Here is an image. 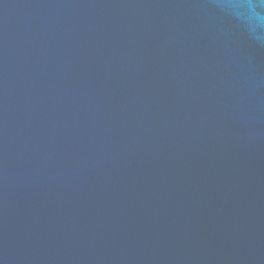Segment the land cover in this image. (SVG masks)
Returning <instances> with one entry per match:
<instances>
[{"label":"water","instance_id":"obj_1","mask_svg":"<svg viewBox=\"0 0 264 264\" xmlns=\"http://www.w3.org/2000/svg\"><path fill=\"white\" fill-rule=\"evenodd\" d=\"M0 264H264V0H0Z\"/></svg>","mask_w":264,"mask_h":264}]
</instances>
